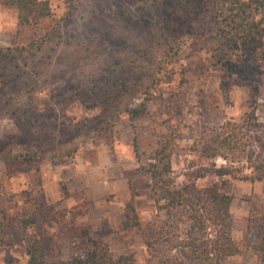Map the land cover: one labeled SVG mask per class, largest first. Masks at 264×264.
I'll list each match as a JSON object with an SVG mask.
<instances>
[{
  "label": "rangeland",
  "instance_id": "1",
  "mask_svg": "<svg viewBox=\"0 0 264 264\" xmlns=\"http://www.w3.org/2000/svg\"><path fill=\"white\" fill-rule=\"evenodd\" d=\"M50 1L53 7L50 19L20 29L18 10L3 5L0 0V46H11L15 39L19 42L37 39L62 20L69 9L70 0ZM172 2L75 0L70 19L62 23L61 32L50 42L51 49L48 51L51 56L47 58L45 67L48 80L42 97L46 98L55 90L63 100L68 99L66 111L76 120H82V129L76 131L77 136L84 138L89 132L91 137L74 158L64 163L46 161L38 171L33 167L25 169L0 161V212L4 208L9 215L27 216L34 207L24 198L27 195L38 196L39 208L45 214L44 217L36 215L37 226L30 228L28 234L46 237L47 244L56 252L61 250L65 256L71 250L76 228L87 226L112 255L131 254L137 263L144 264L152 257L147 238L158 229L161 221L169 220L171 224L179 225L180 230L188 226L182 219L167 218L157 211L150 191V177L139 169L138 156L141 155L142 161H145L158 139L170 136L176 143L173 155L175 180L182 182L188 179L191 172H197L196 185L202 188L214 177L212 171L205 169H210L212 163L199 161L191 154L192 144L201 130L206 126H220L231 117L241 119L251 110L256 111L264 124V54L252 53L242 69L231 70L215 63L216 44L209 42L195 48L191 38L184 41L185 50L171 58L165 68L157 67L158 55L152 63L155 73L162 79L161 91L155 92L147 101L146 115L130 118L126 113H120L113 116L112 111H101V107L90 108L80 103L79 97L75 99L78 96L75 91L79 87L82 92H88L91 88H97L99 92L101 79L98 78L104 74L118 79L126 70L149 71L151 61H148L143 44H138L143 41L140 30L151 26L153 14L160 15L170 9ZM260 16H264V11ZM137 97V100H143V95ZM109 118V128L102 129L98 134V126ZM95 128L97 134L92 133L96 132ZM18 132L14 121L2 119L0 151L4 155L27 149L23 140L14 135ZM91 143L104 144L111 154L112 163L109 165L110 178L105 173L100 179L104 189L97 191V196L87 198L74 189L73 179L77 159L79 155L84 156L86 146ZM224 163L223 158L215 160L216 167ZM60 164L68 168V175L59 181L61 189L68 191L66 196L63 190L69 199V204L64 208L60 207L59 202L51 201L50 195L53 185L51 176ZM11 166L16 170L14 173H10ZM111 181L117 190L105 187L107 183H113ZM121 184H125V188L119 191ZM224 190L235 197L228 231L242 252H246V259L255 261L252 246L258 242L259 217L264 213V181L231 180ZM132 196L142 222L140 229H124L122 226L123 210ZM119 202L122 203L121 207ZM95 205L96 212L93 211ZM4 240L7 243H3ZM163 248L169 254L175 253L168 246ZM180 258L186 259L184 250H181ZM228 259L226 262L234 261ZM0 264H28L26 242L19 240L16 229L0 232Z\"/></svg>",
  "mask_w": 264,
  "mask_h": 264
},
{
  "label": "trees",
  "instance_id": "2",
  "mask_svg": "<svg viewBox=\"0 0 264 264\" xmlns=\"http://www.w3.org/2000/svg\"><path fill=\"white\" fill-rule=\"evenodd\" d=\"M74 1L70 0L65 16L44 35L28 42L15 39L11 46H0V126L2 119L14 121L19 130L14 135L27 145L25 151L13 155L0 151V161L38 171L46 161L64 163L74 158L91 137L89 132L84 138L77 136L82 120L68 114L65 109L68 99L63 100L55 90L46 98L41 94L48 80L45 67L51 56L50 42L61 32L62 23L70 19ZM1 3L18 10L20 29L53 16L50 0H1ZM262 11L264 0H173L170 9L160 15L153 14L151 26L140 30L143 41L138 44H143L151 61L149 71L126 70L118 79L104 74V79L98 78L101 79L99 92L97 88L82 92L79 87L75 99L79 97V102L90 108L112 111L113 116L126 113L130 118L142 117L148 112L147 101L161 91L162 79L152 64L158 56L157 67L163 69L171 58L185 50L184 41L191 38L195 48L209 42L217 45L214 47L217 65L242 69L249 55L264 54V16L259 17ZM138 95H143V100H137ZM110 123L109 118L98 126V134L109 128ZM95 129L92 133L97 134ZM175 149L174 138L166 135L158 139L145 161L138 156L139 169L150 177L157 211L167 218L182 219L188 226L180 230L179 225L169 220L161 221L147 238L152 257L144 264H225L241 248L228 231L235 197L224 186L231 180L264 181V124L256 111L251 110L241 119L231 117L220 126H206L201 130L192 144L191 154L199 161L212 163L210 169H205L212 171L214 177L202 188L196 185L197 172H191L182 182L175 180ZM218 158L226 163L216 167ZM15 171L10 168V173ZM63 190L67 196L68 191ZM24 199L34 210L27 216H19L9 215L1 208L0 232L17 230L19 240L26 242L28 264H139L131 254L112 255L87 226L74 231L68 256L61 250L56 252L47 244L46 237L28 234L30 228L37 226L36 215L44 217L45 213L39 208L38 196L27 195ZM259 222V239L252 247L259 255V263L264 264V213ZM122 226L124 229L142 227L134 196L125 204ZM164 246L175 253L169 254ZM181 250L186 253L184 260L180 258Z\"/></svg>",
  "mask_w": 264,
  "mask_h": 264
},
{
  "label": "crops",
  "instance_id": "3",
  "mask_svg": "<svg viewBox=\"0 0 264 264\" xmlns=\"http://www.w3.org/2000/svg\"><path fill=\"white\" fill-rule=\"evenodd\" d=\"M85 154L84 156H80L77 159V162L75 164V178L73 179V187L77 190L80 196H84L87 198L97 196V191L104 189L103 185L100 183V179H102L103 174H107V176L110 175L109 169L110 164L112 163L111 154L108 152L106 146L104 144H97V143H91L85 148ZM110 165V166H109ZM108 166V167H107ZM103 167H107L106 169H103ZM68 171V168L60 164L56 166V168L53 171L52 174V180L51 183V201L59 202L60 207L67 206L69 204V199L65 197L63 190L60 187V183L64 177H66ZM73 177V176H72ZM108 178V177H107ZM78 181V182H77ZM113 182V181H111ZM106 188L112 187V189L117 190L118 188L115 187L114 182L113 183H107L105 185ZM125 188V184H121L119 187V191H122ZM126 194V191H125ZM128 196V192L126 194ZM50 201V200H48ZM48 204V203H47ZM122 203L119 202V207H121ZM58 209V208H56ZM97 210V205H95V210ZM124 212V210H123ZM97 219V216H96ZM254 250V249H253ZM255 261H248L246 259L247 255L246 252L241 253L230 257L231 259H234V261L225 262V264H260L259 263V255L255 251H252Z\"/></svg>",
  "mask_w": 264,
  "mask_h": 264
}]
</instances>
